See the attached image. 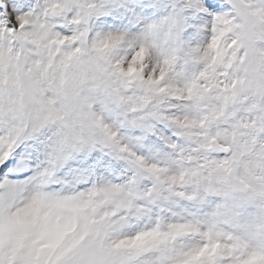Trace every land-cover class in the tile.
<instances>
[{
	"label": "snow or ice",
	"instance_id": "obj_1",
	"mask_svg": "<svg viewBox=\"0 0 264 264\" xmlns=\"http://www.w3.org/2000/svg\"><path fill=\"white\" fill-rule=\"evenodd\" d=\"M0 264H264V0H0Z\"/></svg>",
	"mask_w": 264,
	"mask_h": 264
}]
</instances>
